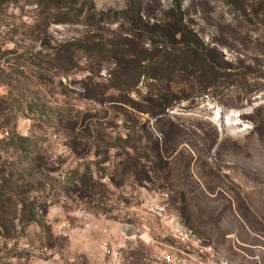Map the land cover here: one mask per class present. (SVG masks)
I'll return each instance as SVG.
<instances>
[{
  "label": "rangeland",
  "instance_id": "obj_1",
  "mask_svg": "<svg viewBox=\"0 0 264 264\" xmlns=\"http://www.w3.org/2000/svg\"><path fill=\"white\" fill-rule=\"evenodd\" d=\"M177 1L223 61L205 93L199 73L172 82L154 116L107 89L108 51L147 34L127 23L134 8L153 25L176 0H0V99L24 105L0 130L13 139L0 145V264H161L177 222L232 264H264V0ZM153 39L140 43L170 45ZM73 42L102 50L65 74L45 64ZM149 83L130 99L153 108ZM34 99L46 107L31 115Z\"/></svg>",
  "mask_w": 264,
  "mask_h": 264
},
{
  "label": "trees",
  "instance_id": "obj_2",
  "mask_svg": "<svg viewBox=\"0 0 264 264\" xmlns=\"http://www.w3.org/2000/svg\"><path fill=\"white\" fill-rule=\"evenodd\" d=\"M141 13L140 9L134 8L133 16L126 21L132 27L140 23L143 24L147 34L133 36L125 32L126 37L123 41L125 43L114 45L110 51L103 50L111 54L110 59L114 66L109 73L110 79L107 80V89L122 97L124 104L131 105L136 111H149L152 115L159 116L170 105L169 95L172 91V82L188 80L199 73V78L203 81L200 91L205 93L211 88L210 80L218 74L223 59L216 57L214 49L204 47L197 38V34L184 23L182 7L177 0L168 13V17L162 23L153 25L149 22L144 23ZM177 36L179 40H177ZM148 38L152 42L153 38L160 39L164 43L169 42L170 45H162L160 44L162 42L155 41L153 45L145 48V43H140V41ZM101 50L82 47L78 42L61 44L53 49L45 64L50 69H54L53 66L56 64L61 65L63 67L60 70L63 69V71L60 72L65 74L76 67L77 60L81 58L80 53H83L84 58H90L95 51ZM61 75L56 74V76ZM142 79L150 82L148 84L149 91L144 101L150 106L152 105L153 108L145 107L130 99L131 92L139 86ZM164 82H167L168 85H165ZM84 91L88 95H92L98 105H102L100 98H97L100 97V93L96 92L97 87L86 85ZM120 103L123 102L120 101ZM25 106L31 115H35V113H39L42 107H46V104H41L39 100L34 99L32 103ZM22 107H24L23 104L11 100L10 97L5 96L0 99V130L7 131L10 128L14 119L13 113ZM61 108L59 110L62 111ZM70 112H74L73 107H71ZM77 114L75 117H67L69 119H67L66 127L69 133L66 134L67 139L72 140V149L75 151L79 143L84 140L83 134L87 130V127L78 124L81 113L77 112ZM33 117L35 121L36 118ZM10 140L13 139H10V135H8L0 141V145L12 146V144H8ZM78 140L81 141L78 143Z\"/></svg>",
  "mask_w": 264,
  "mask_h": 264
},
{
  "label": "built area",
  "instance_id": "obj_3",
  "mask_svg": "<svg viewBox=\"0 0 264 264\" xmlns=\"http://www.w3.org/2000/svg\"><path fill=\"white\" fill-rule=\"evenodd\" d=\"M170 235L172 245L164 250L159 259L161 264H232L218 254L214 246L203 245L190 230L178 222L171 226Z\"/></svg>",
  "mask_w": 264,
  "mask_h": 264
}]
</instances>
